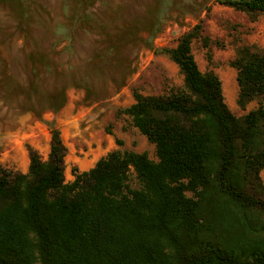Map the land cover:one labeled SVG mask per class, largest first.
I'll return each mask as SVG.
<instances>
[{"label": "trees", "instance_id": "obj_1", "mask_svg": "<svg viewBox=\"0 0 264 264\" xmlns=\"http://www.w3.org/2000/svg\"><path fill=\"white\" fill-rule=\"evenodd\" d=\"M219 2L264 13V0ZM199 28L164 49L184 88L136 92L124 109L158 161L114 149L67 182L52 127L47 160L29 145L27 173L0 166V264H264V104L231 111L193 54ZM230 63L238 104L264 98V50L243 44Z\"/></svg>", "mask_w": 264, "mask_h": 264}, {"label": "rangeland", "instance_id": "obj_2", "mask_svg": "<svg viewBox=\"0 0 264 264\" xmlns=\"http://www.w3.org/2000/svg\"><path fill=\"white\" fill-rule=\"evenodd\" d=\"M198 25L193 54L201 71L218 74L231 111L242 116L264 104V98L238 104L230 63L243 44L264 50V13L219 0H0V166L17 171L14 137L24 147L35 139L44 145L52 127L67 146V182L75 171L90 170L80 169L76 156H83L85 139H99L104 130L113 150L158 161L155 144L124 109L136 92L184 88L183 73L164 49ZM260 177L264 184V168Z\"/></svg>", "mask_w": 264, "mask_h": 264}, {"label": "crops", "instance_id": "obj_3", "mask_svg": "<svg viewBox=\"0 0 264 264\" xmlns=\"http://www.w3.org/2000/svg\"><path fill=\"white\" fill-rule=\"evenodd\" d=\"M51 138L47 137L44 145H41L42 142L40 140L35 139L31 142L32 145L30 146L37 150L41 156L47 158L51 150ZM85 140L87 143L85 144V150L82 149L83 156H76L77 158L75 159L80 169L83 170L93 168L100 158L113 150L115 145L113 136L106 130L103 131L99 139L91 137ZM12 143L13 148H16V152L11 155L16 166L15 168L19 172L27 173L31 162L28 147H24V141L20 137H14Z\"/></svg>", "mask_w": 264, "mask_h": 264}]
</instances>
